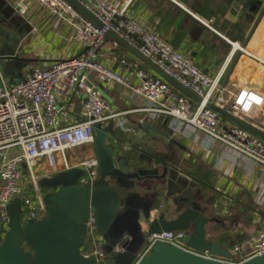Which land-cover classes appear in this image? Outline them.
I'll return each instance as SVG.
<instances>
[{"label": "built area", "instance_id": "obj_1", "mask_svg": "<svg viewBox=\"0 0 264 264\" xmlns=\"http://www.w3.org/2000/svg\"><path fill=\"white\" fill-rule=\"evenodd\" d=\"M33 1L60 19H63L65 14L77 21L78 26L74 27L75 39L84 51L72 59L57 61L49 68H29L22 81L15 86L9 84L0 67L2 235L8 230V207L17 199L21 202L22 224L45 218L47 204L39 185L41 179L73 167L86 169L87 176L94 178L97 170L95 154L73 165L70 153L80 148L93 147L97 125L114 120L122 132L134 131L128 122L121 119L124 113H117L112 109L93 80L102 85L122 86L135 96L142 97L147 106L139 112L154 119H168L172 133L180 134L183 129L193 128L264 169V142L226 123L207 108L221 91V76H210L192 60L165 43L155 32L129 18V4L120 8L110 0H76L100 21L102 27L96 28L65 0ZM109 33L117 35L137 49L164 73L202 98V102L197 103L183 95L159 76L142 68L138 61L119 55L113 57L119 64V72L104 65L98 54L105 47ZM232 46L235 49L233 44ZM76 94H82L84 97L82 121L59 127L60 100L70 99ZM217 104L239 120L254 126V119L259 117L264 109V95L255 89L241 87L229 101L225 102L220 95ZM88 161H92V164ZM43 164L47 165L48 171L41 174L39 169ZM26 183L30 185V192L25 190ZM185 235L186 232L150 235L146 238L140 256L149 255L152 247L158 242L179 246V240ZM87 241L91 250L85 254L95 257L98 264H105L108 259V255L103 251L105 241L95 229L93 218L89 223ZM117 250L120 251L119 248ZM230 252L233 255V259L229 261L231 264H241L251 257L263 255L264 219L249 254L243 253V245L233 247Z\"/></svg>", "mask_w": 264, "mask_h": 264}, {"label": "crops", "instance_id": "obj_2", "mask_svg": "<svg viewBox=\"0 0 264 264\" xmlns=\"http://www.w3.org/2000/svg\"><path fill=\"white\" fill-rule=\"evenodd\" d=\"M110 1L120 8L129 4V18L155 32L165 43L210 76L220 75L221 91L218 93L222 99L231 100L241 87L255 89L264 95V13L249 37L257 21L255 12L264 0ZM0 20V27L3 28L0 29V56L8 57L14 51L13 55L18 54L27 61L19 82L31 67L49 68L57 61L72 59L84 51L75 39L74 27L78 26V22L65 14L60 19L33 0H0ZM25 31L27 34L23 36ZM245 42L243 50L233 49V43L242 48ZM117 55L140 62L142 68L154 74L147 64L132 55L122 44L108 38L98 54L99 60L119 72V64L113 59ZM7 80L11 85L10 80ZM94 85L115 112L124 113L121 119L133 129L147 121L170 135V147L176 153L174 158L171 156L172 162H177L178 167L200 181L198 189L205 194L206 199L201 202V206L207 207V240L229 251L233 248L230 242L236 246L243 245V253L246 254L257 239L264 219L263 167L193 128L183 129L180 134L172 133L168 119H154L139 112L147 106V102L122 86ZM83 101L82 94L60 100L59 127L82 121ZM261 114L254 119L253 127L264 125V109ZM110 121L114 122L116 130H120L116 121ZM92 154V147L80 148L70 154L71 163L76 165L86 155ZM47 171L46 164L40 166L41 174ZM179 176L184 180L183 176ZM185 183L188 187L194 185L187 178ZM170 186L168 182L164 183L159 205L153 212L154 217L175 219V203L179 202V195ZM24 187L30 192L29 183Z\"/></svg>", "mask_w": 264, "mask_h": 264}, {"label": "water", "instance_id": "obj_3", "mask_svg": "<svg viewBox=\"0 0 264 264\" xmlns=\"http://www.w3.org/2000/svg\"><path fill=\"white\" fill-rule=\"evenodd\" d=\"M65 1L96 28L102 27L100 21L79 2ZM255 13L257 21L249 37L264 13V1ZM26 34V31L23 32V36ZM108 38L115 39L147 64L155 76L195 102H202V98L164 73L117 35L109 33ZM246 43L242 45V50ZM13 54L14 51H11L8 57L0 56V67L4 75L12 79L11 85L15 86L27 67V61ZM219 97L218 93L207 108L225 122L264 142V125L255 128L239 120L217 104ZM135 129L133 134L119 129L116 133L114 122L108 128L101 125L95 127L92 148L97 170L94 178L87 176L86 169L73 167L41 179L39 185L46 192L44 199L47 204L44 219L22 224L21 202L19 199L13 201L8 207V230L5 235L0 231V264H98L97 259L88 257L84 250L92 218L95 229L105 241L103 251L108 255L105 264H231L229 261L233 255L217 243L210 241L211 247L201 252L204 242L209 245L199 222L203 218L207 225L209 223V219L204 217L207 207L201 206L206 199L205 194L198 189L200 181L178 167L177 162H172L171 156L174 158L176 153L170 147V135L147 121L138 124ZM185 178L194 185L188 187ZM165 182L179 195V202L175 204L182 212L170 222L165 221V216L157 218L153 214L159 205ZM190 204L195 214L186 209ZM174 226L175 229H170ZM164 232H186V235L179 240L181 246L158 242L149 255L141 257L146 237ZM222 250L227 254L215 253ZM250 252L251 249H247V254ZM241 264H264V254Z\"/></svg>", "mask_w": 264, "mask_h": 264}, {"label": "rangeland", "instance_id": "obj_4", "mask_svg": "<svg viewBox=\"0 0 264 264\" xmlns=\"http://www.w3.org/2000/svg\"><path fill=\"white\" fill-rule=\"evenodd\" d=\"M10 82L12 83V79H10ZM93 82L94 83H97L95 80H93ZM226 101H228V100H225V102ZM263 113V112H262ZM262 115V114H261ZM110 124H111V122H107V123H105V124H103V125H101V127L102 128H108V127H110ZM116 130V129H115ZM116 133H118L117 132V130H116ZM71 154V153H70ZM84 155H82V157H83ZM87 157H89V155H86V157H84L83 158V160H85ZM41 191H42V193H43V195H45V190H42L41 189ZM177 209H176V212L174 213L175 214V218H178L180 215H181V210H180V208L179 207H176ZM190 209V210H192L193 211V214H195L194 213V207H192L191 206V204L190 205H187V207H186V209ZM183 211H185V209L183 210ZM203 216V215H202ZM205 217V216H204ZM165 221L166 222H170V221H172L171 220V218H169V217H166V219H165ZM200 224L203 226V230L205 231V233H204V236L206 237V226H207V223H205V220L202 218V219H200ZM176 228V226H174V227H172V228H170V229H175ZM144 229H145V231L147 230V228H146V226L144 227ZM205 240L207 241V239L205 238ZM208 243H209V245H207L206 244V242H204V245H203V250H201V252H203V251H205L206 249H208V248H210L211 247V245H210V241L208 240L207 241ZM213 246H215V247H217L216 245H213ZM205 249V250H204ZM224 250H222V251H215V253H218L219 255H226L227 253H225V251L223 252Z\"/></svg>", "mask_w": 264, "mask_h": 264}, {"label": "trees", "instance_id": "obj_5", "mask_svg": "<svg viewBox=\"0 0 264 264\" xmlns=\"http://www.w3.org/2000/svg\"><path fill=\"white\" fill-rule=\"evenodd\" d=\"M230 244V246L231 247H235L236 245H234V243H232V242H230L229 243ZM85 252H87V251H89V250H91V245L89 244V241H87V243H86V246H85Z\"/></svg>", "mask_w": 264, "mask_h": 264}, {"label": "bare ground", "instance_id": "obj_6", "mask_svg": "<svg viewBox=\"0 0 264 264\" xmlns=\"http://www.w3.org/2000/svg\"><path fill=\"white\" fill-rule=\"evenodd\" d=\"M233 45H234V48H235L236 50H237V49H242V48H241V45H239L238 47H236L234 43H233ZM244 51H245V50H244ZM88 163H89V164H92V161H88ZM147 237H148V236H147ZM147 237H146V238H147ZM145 243H146V241H145Z\"/></svg>", "mask_w": 264, "mask_h": 264}]
</instances>
